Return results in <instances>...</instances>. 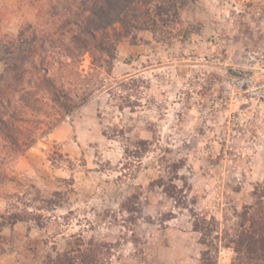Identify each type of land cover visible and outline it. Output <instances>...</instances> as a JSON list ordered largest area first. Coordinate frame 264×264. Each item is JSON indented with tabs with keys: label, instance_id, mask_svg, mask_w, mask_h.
Masks as SVG:
<instances>
[{
	"label": "rangeland",
	"instance_id": "1",
	"mask_svg": "<svg viewBox=\"0 0 264 264\" xmlns=\"http://www.w3.org/2000/svg\"><path fill=\"white\" fill-rule=\"evenodd\" d=\"M55 1L0 0V47ZM185 2L178 23L122 39L113 61L60 67L78 107L62 114L40 92L12 126L31 147L15 155L0 133V264L71 248L78 264H263L249 240L264 231V0ZM240 67L257 88L231 101Z\"/></svg>",
	"mask_w": 264,
	"mask_h": 264
},
{
	"label": "trees",
	"instance_id": "2",
	"mask_svg": "<svg viewBox=\"0 0 264 264\" xmlns=\"http://www.w3.org/2000/svg\"><path fill=\"white\" fill-rule=\"evenodd\" d=\"M152 2L56 0L48 10L40 13L38 26H24L15 41L0 47V60L5 66L1 75L5 89L0 90V133L16 150L15 155L31 147L35 139L30 135L24 138L15 136L12 126L17 120H23L21 118L27 112L36 111L40 92H45L44 95L50 97L62 114L69 115L78 107L65 86L57 85L54 74L60 67L73 73L76 63L81 62L87 53L94 61L96 54L113 61L118 42L139 31H149L155 37L164 34L171 24L178 23L179 11L186 4L185 0H161L152 9ZM159 23L164 24L165 30L159 27ZM11 219L13 223L24 221L18 214L12 215ZM208 224L205 220H195L194 230L208 236L214 231ZM259 232H255V239L249 240V248L255 247L264 256V231ZM74 252L75 249L71 248L48 262L78 264L79 258ZM207 261L204 259L203 264H212Z\"/></svg>",
	"mask_w": 264,
	"mask_h": 264
},
{
	"label": "built area",
	"instance_id": "3",
	"mask_svg": "<svg viewBox=\"0 0 264 264\" xmlns=\"http://www.w3.org/2000/svg\"><path fill=\"white\" fill-rule=\"evenodd\" d=\"M252 70L246 68L233 69L227 79L226 95L232 100L245 101L246 93L256 90V81L251 74Z\"/></svg>",
	"mask_w": 264,
	"mask_h": 264
}]
</instances>
